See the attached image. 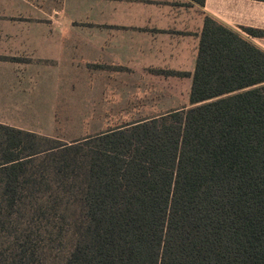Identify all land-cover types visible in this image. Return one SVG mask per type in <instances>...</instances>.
Segmentation results:
<instances>
[{
  "label": "trees",
  "instance_id": "obj_1",
  "mask_svg": "<svg viewBox=\"0 0 264 264\" xmlns=\"http://www.w3.org/2000/svg\"><path fill=\"white\" fill-rule=\"evenodd\" d=\"M187 106L69 144L0 123V264H264V52L206 16Z\"/></svg>",
  "mask_w": 264,
  "mask_h": 264
},
{
  "label": "crops",
  "instance_id": "obj_2",
  "mask_svg": "<svg viewBox=\"0 0 264 264\" xmlns=\"http://www.w3.org/2000/svg\"><path fill=\"white\" fill-rule=\"evenodd\" d=\"M206 16L264 52V0H0V109L24 106L43 88L50 98L84 72L102 75L99 103L148 99L150 82L168 78L180 92L159 97L188 104Z\"/></svg>",
  "mask_w": 264,
  "mask_h": 264
},
{
  "label": "rangeland",
  "instance_id": "obj_3",
  "mask_svg": "<svg viewBox=\"0 0 264 264\" xmlns=\"http://www.w3.org/2000/svg\"><path fill=\"white\" fill-rule=\"evenodd\" d=\"M101 76L98 72L76 73V80L68 88L64 87L65 84L62 82L58 88H51L50 98L44 94V91L49 88H43L41 97L33 96L26 99L28 103L24 106H11L13 108L11 111L1 107L0 123L6 121L20 124L30 128L32 132L69 144L140 118L151 117L188 105L187 103V105L168 103L167 96L159 97L169 94L171 98L174 93L180 92L178 91L181 89L180 86L178 89L180 84L168 78L158 83L150 82L157 89L151 91L153 97L148 99H120L122 102L119 104L99 103L98 82L99 78L102 79ZM87 84L88 89L84 87ZM92 84L95 85L94 88H91ZM32 101L33 104H31ZM47 101L51 104H46Z\"/></svg>",
  "mask_w": 264,
  "mask_h": 264
}]
</instances>
